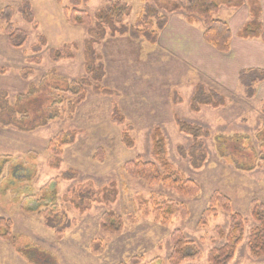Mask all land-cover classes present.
Wrapping results in <instances>:
<instances>
[{"label":"rangeland","instance_id":"obj_1","mask_svg":"<svg viewBox=\"0 0 264 264\" xmlns=\"http://www.w3.org/2000/svg\"><path fill=\"white\" fill-rule=\"evenodd\" d=\"M110 1L83 3L80 8L92 16V23L79 25L64 14L68 0H32V23L19 12L22 0H0V11L13 7L12 24L28 35L25 45L15 48L9 35L0 31V216L12 221L16 238L0 237V264H170L176 230L202 252L200 258L182 264H208L210 251L226 243L231 225L230 214L222 209L206 216L203 224L216 192L229 196L232 210L247 220L243 240L229 264H264V256L253 257L248 247L256 225L252 203L255 199L264 203L263 102L240 100L237 92L222 89L158 42L152 45L128 34L112 36L108 30L94 45L100 57L96 63L104 66L102 80L94 83L99 88L87 87L85 98L72 107L75 98L65 92L64 80L89 75L86 40L96 25L95 14ZM121 1L132 6L123 23L134 24L144 12L145 0ZM147 1L168 19L181 15L192 22L200 20L205 31L203 18L174 10L171 0ZM216 1L220 8L242 15L241 21L247 13L253 19L252 0ZM258 6L262 21L261 0ZM0 25L5 27L6 22L0 19ZM41 36L47 44L34 52L32 46ZM53 49L72 57L56 60ZM34 57L37 61H30ZM27 68L34 73L23 78ZM199 84L222 94L226 104L192 111L191 99ZM46 93L58 95L61 103L53 107ZM56 110L57 116L50 118ZM119 116L122 122L116 121ZM177 119L202 126L210 136L195 144L179 130ZM158 127L166 138V160L199 184L198 195L183 196L126 167L138 160L161 167L154 155L153 134ZM64 134V142H54ZM193 146L196 161L188 155ZM239 165L254 168L243 170ZM179 204L187 207V216ZM158 208L164 213L173 209L167 223L158 218ZM46 211H51L52 226L46 224ZM107 212L122 218L119 232L103 228Z\"/></svg>","mask_w":264,"mask_h":264},{"label":"trees","instance_id":"obj_2","mask_svg":"<svg viewBox=\"0 0 264 264\" xmlns=\"http://www.w3.org/2000/svg\"><path fill=\"white\" fill-rule=\"evenodd\" d=\"M32 0H22L20 11L23 18L32 23L34 22V13L31 4ZM63 0H57L58 3H62ZM90 0H68L69 5L64 7V14L68 17L71 23L79 25H90L92 23V16L80 6ZM173 2L174 10H183L188 13L189 16L198 15L204 19L205 31L204 40L212 45L216 50L220 52H227L230 49L232 32L226 21L217 19L214 14L220 9V4L216 0H171ZM251 1V0H250ZM145 0L144 12L132 25L124 24L123 21L126 16H129L132 12V6L121 0H111L109 4L101 8L94 16L96 25L89 31L90 38L86 40L87 52V67L88 76L82 77L78 80L66 82L67 88L65 92H68L75 98V102L72 104H78L82 101L87 93V87L93 85V87L99 88V85L94 83H100L104 76L103 63L97 62L100 57L96 54L94 45L99 43L107 36V31L110 30L112 36L116 34H128L133 39L144 38L150 44H156L159 38V32L162 31L168 24V17L161 14L160 10L153 5H149ZM228 1V5H230ZM251 4L254 6L253 19L247 22L239 31V36L242 38H260L264 41V24L260 20V13L257 7L259 0H252ZM16 10L7 6L0 11V19L6 22V26L0 25V31L4 30L9 35V41L15 48H21L25 45L27 40V32L16 28L11 19L14 16ZM191 19V18H190ZM37 27V24L34 25ZM47 44L45 36H41L39 44L32 46L33 51H38L42 46ZM53 54L56 56V60L72 57L70 54L65 55L63 51L59 49H53ZM30 59V58H29ZM30 61H37V58H31ZM34 73L30 68L24 70L23 78H28ZM55 75L54 73H52ZM51 76L43 78L42 83L47 82ZM240 83L244 86L246 97L252 98L256 93V85L264 81V70L262 69H249L243 71L239 77ZM32 93L28 95L30 97ZM58 95H49L46 93V100L52 98V106H56L61 103L58 100ZM44 99V100H45ZM63 102V101H62ZM226 104L225 97L216 91H206L202 84H199L191 99V109L194 112H198L203 105H211L213 107H220ZM3 111V110H2ZM264 112V105L262 107ZM56 113L50 117H56ZM116 121L122 122L123 117L119 116L115 118ZM177 125L179 130L187 135H190L194 139V143L201 144L199 139L201 137H209V130L194 123H190L181 119H177ZM63 136V138H62ZM154 155L161 163V167L152 161H134L126 165L128 170L143 179L151 183H159L168 189H172L183 196L194 197L200 193L199 184L191 178L186 177L179 170H175L173 166L166 160V138L163 131L158 127L154 130ZM66 134L60 135L54 139V142L63 140ZM67 139V138H66ZM60 140V141H61ZM68 140V139H67ZM193 146L188 155L190 154L195 160ZM182 153H185L183 147L180 148ZM203 159V160H202ZM206 159V152H203L200 160ZM264 162V158H262ZM243 170H251L254 166H238ZM252 206V218L256 222L255 227L250 232L248 247L253 257L264 256V203L255 199ZM180 210L184 216L188 215L187 207L183 204H179ZM160 209V212H159ZM218 209H222L230 214V231L226 235V243L221 247L214 248L210 251L208 257V264H229L234 258L237 247L243 240L244 226L247 220L240 212H234L232 210V201L229 196L221 192L214 193L209 202V207L205 210L203 224H206V216L215 215ZM172 208L162 212L161 208H158V218H163V222L167 223L170 219L168 214L172 213ZM46 211V224L52 226L50 213ZM164 216V217H163ZM12 221L5 217L0 216V237L15 241L16 238L11 233ZM123 220L120 216L113 212H107L103 218V228L106 231L117 233L121 230ZM220 236H224V231L219 229ZM173 251L170 254V264H182L186 260L198 259L202 256L201 250L198 248L193 240H189L182 231L176 230L172 235Z\"/></svg>","mask_w":264,"mask_h":264},{"label":"crops","instance_id":"obj_3","mask_svg":"<svg viewBox=\"0 0 264 264\" xmlns=\"http://www.w3.org/2000/svg\"><path fill=\"white\" fill-rule=\"evenodd\" d=\"M262 3V22L264 24V0ZM237 11L224 10L215 13L234 27L230 49L220 52L208 44L203 37L204 27L200 20L192 22L181 15H174L159 36L158 45L173 56L182 60L216 82L222 89L237 92L240 100L264 103V81L256 85V93L252 98H244L245 89L239 77L248 69L264 70V41L260 38H242L238 35L241 28L251 20L250 13L243 16ZM241 18L240 19H238ZM260 107V104H259ZM258 107V109H259ZM260 111V110H259ZM258 111V112H259Z\"/></svg>","mask_w":264,"mask_h":264}]
</instances>
